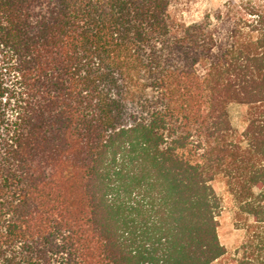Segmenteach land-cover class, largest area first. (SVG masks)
Segmentation results:
<instances>
[{
	"label": "trees",
	"instance_id": "trees-1",
	"mask_svg": "<svg viewBox=\"0 0 264 264\" xmlns=\"http://www.w3.org/2000/svg\"><path fill=\"white\" fill-rule=\"evenodd\" d=\"M172 3L0 0V264H213L218 177L264 264V0Z\"/></svg>",
	"mask_w": 264,
	"mask_h": 264
},
{
	"label": "rangeland",
	"instance_id": "rangeland-1",
	"mask_svg": "<svg viewBox=\"0 0 264 264\" xmlns=\"http://www.w3.org/2000/svg\"><path fill=\"white\" fill-rule=\"evenodd\" d=\"M227 0H173L171 14L187 23L198 21L205 13L217 9ZM231 122L236 130L242 132L246 106L231 104L228 107ZM214 190L221 202V209L217 217L218 235L220 242L226 247L227 255L213 264H237V249L240 247L244 232L234 225L235 207L228 194L224 180L218 177L213 182Z\"/></svg>",
	"mask_w": 264,
	"mask_h": 264
}]
</instances>
